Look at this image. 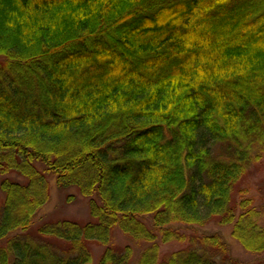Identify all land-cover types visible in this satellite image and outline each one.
<instances>
[{
	"label": "trees",
	"instance_id": "obj_1",
	"mask_svg": "<svg viewBox=\"0 0 264 264\" xmlns=\"http://www.w3.org/2000/svg\"><path fill=\"white\" fill-rule=\"evenodd\" d=\"M263 153L264 0H0V264H240L180 227L264 253ZM49 175L91 219L34 225Z\"/></svg>",
	"mask_w": 264,
	"mask_h": 264
},
{
	"label": "rangeland",
	"instance_id": "obj_2",
	"mask_svg": "<svg viewBox=\"0 0 264 264\" xmlns=\"http://www.w3.org/2000/svg\"><path fill=\"white\" fill-rule=\"evenodd\" d=\"M218 144H214L212 148H217L219 151ZM252 162L250 163L247 171L242 179L241 187L247 189L248 194L255 198L257 204H264V153L261 156L257 154L252 155ZM36 167L39 169L42 166L37 163ZM15 176L14 174H12ZM2 176L0 175V179ZM49 179V190L50 198L49 202L39 210V215L34 225H40L43 220H56V219H69L79 221L81 223L86 222L90 218V212L88 210V202L90 199L80 196L77 190L70 187L66 190H58L56 188V180L52 175L48 176ZM0 197L1 192H0ZM93 198H95L93 196ZM91 219V218H90ZM149 219L148 217L146 220ZM177 226V225H173ZM178 227V226H177ZM182 232L187 234L196 233L197 235L218 233L222 237L228 249V256L237 260L240 264H264V253L253 255L249 252H245L235 239L230 236L231 227L217 225L215 222L208 223L206 226L201 228H185L180 227ZM114 245L118 247H124L132 244L131 240L127 236H124L122 232L115 229L113 240ZM185 243L181 242H170L167 244H161L160 250L162 255L169 254L172 250H176L184 246ZM93 261L89 264H96V260L101 255L104 247L99 244H90Z\"/></svg>",
	"mask_w": 264,
	"mask_h": 264
}]
</instances>
